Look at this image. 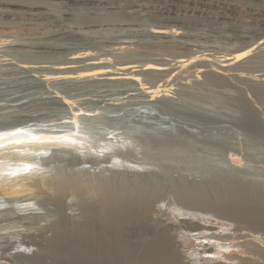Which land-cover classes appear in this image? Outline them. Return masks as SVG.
<instances>
[{
	"label": "bare ground",
	"instance_id": "6f19581e",
	"mask_svg": "<svg viewBox=\"0 0 264 264\" xmlns=\"http://www.w3.org/2000/svg\"><path fill=\"white\" fill-rule=\"evenodd\" d=\"M10 99L0 264H264V0H0ZM91 106L147 131L98 138Z\"/></svg>",
	"mask_w": 264,
	"mask_h": 264
},
{
	"label": "rangeland",
	"instance_id": "374dc122",
	"mask_svg": "<svg viewBox=\"0 0 264 264\" xmlns=\"http://www.w3.org/2000/svg\"><path fill=\"white\" fill-rule=\"evenodd\" d=\"M105 29H107V28H104L103 30H100L97 33L95 32V35H102V33L104 35H107L108 33H110L109 31L112 30L113 32L111 31V33H113V34H110V35H107V36H111L112 35L113 37H116V35L117 36L118 35H121L120 33L125 34L126 31H127L126 34L127 33L134 34V33H138L136 30H138V31L140 30L139 32H141L143 30V28H131V29H135V30H131V29L121 30L119 27L118 28H109L110 29L109 31H108V29L107 30H105ZM114 34H116V35H114ZM137 35L141 39L144 38V36L142 37L141 34H137ZM13 100L14 99H10V101L7 100L5 102H2V103H7L8 105L10 104V106L12 108H10L11 110L10 109L9 110L12 111V112L4 113V114L0 115V132H4L7 128H10V127H12V125L18 123L17 122V118H15V115H17L18 113H20V110L22 108L20 107V104L18 103V101L15 100L17 102V104H16ZM13 106H16V107H13ZM6 110H4V112ZM9 110H7V111H9ZM136 112L137 111H133L132 108H128V107H126L125 109L113 110V109H108V108H106V109L105 108H101L100 109L99 107H95V106L93 107V106H91L88 109V113H89L88 116H85L83 118L86 121L88 120L87 122H91L92 124H95L97 126V128L99 129V131L97 129V130H95L94 133H97V134H95V136L97 135L98 138L108 139V140H110V139L113 140L114 139L113 141H116L118 139V140H121V141L124 140V141H127V142H131V141L135 142L138 138H140V135L143 136V133L145 131H147L146 129L145 130H142L143 128L140 126L141 125V122L140 121L142 119L141 118L142 116L140 117L141 114H138ZM64 113L65 112L55 113L52 116H49V117H46V118L42 117L40 119L37 118L36 120L33 119L34 121H32V119H30V120L28 119L29 121L19 120V122L22 121L21 124H27V125L41 124V122L44 125H46V124L48 125V124H51V123L58 125L57 122L60 123L62 121L61 119L66 115V113L65 114ZM89 115H91V116H89ZM7 116H9V120L6 121V119H8ZM67 116H69V114H67L65 116V118ZM55 119L57 121H54ZM44 120H46V121L44 122ZM51 120H53L54 122L53 121L51 122ZM14 121H16V122H14ZM138 124H140V125H138ZM3 127L6 128V129H4ZM68 127H69V129L71 128L70 129L71 131L68 132V133L73 134V133L76 132V127L75 126L73 128H72V126L71 127L70 126H67V128H64V129H66V130L69 131ZM99 127H101V128H99ZM156 127L157 128H155L154 131L161 132V133L162 132H168V133L169 132L170 133L173 132L172 134H174V133L176 134V132H177L176 126L175 125H172V124H170V125L169 124H163L161 126H156ZM100 129L102 131L101 133H99L100 132ZM102 129H104V130H102ZM109 130H111L110 133H109ZM137 130L138 131H142V132L138 133ZM159 130H161V131H159ZM116 131H119V132L121 131L120 133L117 132L120 135L116 134ZM151 131H153V130H151ZM122 133H124V134H122ZM133 133H135L137 135H135V134L133 135ZM104 134H106V135H104ZM110 134H112V135H110ZM99 135H101V136L99 137ZM109 135H110V137H109L110 139L107 137ZM9 202H10V199H8V198L0 195V204H8ZM204 234H207L209 238H213V239H218L217 237L228 236L227 232L222 233L223 235L222 234L219 235L216 232L205 231ZM26 251H28V250H26ZM20 254H26V252L25 251H22ZM20 259H24V258L21 257ZM191 264H207V262L205 261L204 258L199 257L197 255H193L192 258H191ZM217 264H222V262L219 261V262H217Z\"/></svg>",
	"mask_w": 264,
	"mask_h": 264
}]
</instances>
